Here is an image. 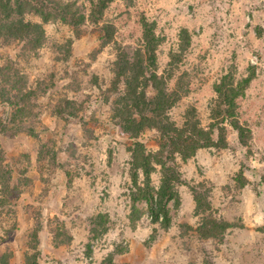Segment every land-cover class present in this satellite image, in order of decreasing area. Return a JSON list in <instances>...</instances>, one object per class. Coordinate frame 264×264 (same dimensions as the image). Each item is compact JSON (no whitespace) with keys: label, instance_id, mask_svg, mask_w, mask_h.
I'll use <instances>...</instances> for the list:
<instances>
[{"label":"rangeland","instance_id":"374dc122","mask_svg":"<svg viewBox=\"0 0 264 264\" xmlns=\"http://www.w3.org/2000/svg\"><path fill=\"white\" fill-rule=\"evenodd\" d=\"M57 1L50 12L73 3L88 13L89 0ZM142 17L162 37L157 75L168 74L180 30L190 33L167 81L169 91L178 79L189 88L169 111L177 126L193 106L205 127L214 83L232 65L237 77L253 70L238 100L249 146L226 126V148L177 160L182 184L178 206L168 205L167 230L150 223L145 202L131 209L134 141L115 116L123 84L114 81V62L142 50ZM24 18L40 23L34 14ZM42 28L35 50L0 41V264H24L33 249L38 264H264V0H114L97 23L49 20ZM142 72L149 79L151 70ZM146 94L154 95L149 84ZM137 140L157 149L154 131ZM150 179L156 187L158 170ZM198 183L209 191L208 214L234 226L220 240L195 232L200 216L190 187Z\"/></svg>","mask_w":264,"mask_h":264},{"label":"trees","instance_id":"16d2710c","mask_svg":"<svg viewBox=\"0 0 264 264\" xmlns=\"http://www.w3.org/2000/svg\"><path fill=\"white\" fill-rule=\"evenodd\" d=\"M40 1V0H39ZM30 0H0V41L21 42L35 50L45 39L42 24L49 20L61 22L78 28L85 21L97 23L103 11L114 0H89L88 13L85 15L73 3H62V10L50 12L48 7L56 6L58 1L45 2ZM39 4V5H38ZM34 14L40 23L26 21V14ZM142 50L138 54L128 55L118 53L114 62V81L122 82L123 91L119 97L120 103L115 109V116L124 133L134 142L129 148L130 163L129 177L132 185L130 191L131 209L137 201L145 202L150 223L161 230H167L171 223L168 205L178 206L179 194L177 187L182 184L177 160L185 162L195 156L200 149H224L226 143V126L236 132L239 144L247 148L251 140L249 128L240 124L238 100L244 97L245 91L253 79V70L249 68L247 75L237 77L236 69L232 65L213 85L214 98L208 104V124L204 127L197 117L196 109L188 106L183 114V121L177 126L169 116V111L189 92V88L182 85L178 79L173 90L167 88V81L171 79V71L175 62L180 60L183 52L190 46V33L181 29L178 35L179 45L176 53L169 55L166 77L156 74L157 47L162 37L155 33L156 25L141 19ZM107 28V27H106ZM151 70L149 79L143 76L145 67ZM150 85L153 97H148L146 87ZM154 131L157 135V149L147 150L138 136L146 131ZM0 154V162H2ZM156 170L159 172L158 185L151 184L150 176ZM241 172L238 181H241ZM203 183L190 187L194 215L200 216L195 232L202 239H222L232 227L231 223L218 220L210 213L207 201L208 189ZM208 191V192H207ZM205 192V193H204ZM100 218V216H97ZM156 228L149 238L154 241ZM34 255L24 258V264H38L36 249ZM105 264H111L110 258Z\"/></svg>","mask_w":264,"mask_h":264}]
</instances>
